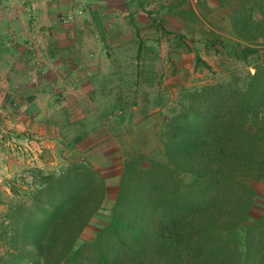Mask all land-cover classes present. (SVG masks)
<instances>
[{"label":"trees","instance_id":"16d2710c","mask_svg":"<svg viewBox=\"0 0 264 264\" xmlns=\"http://www.w3.org/2000/svg\"><path fill=\"white\" fill-rule=\"evenodd\" d=\"M208 1L229 10L224 47L241 61L259 54L264 0ZM254 69L242 86L180 96L161 132L167 163L126 160L110 220L90 243L77 246L106 198L101 174L76 164L44 178L32 206L8 215L14 252L25 255L24 244L44 264H264V214L249 221L254 181H264V60Z\"/></svg>","mask_w":264,"mask_h":264},{"label":"rangeland","instance_id":"374dc122","mask_svg":"<svg viewBox=\"0 0 264 264\" xmlns=\"http://www.w3.org/2000/svg\"><path fill=\"white\" fill-rule=\"evenodd\" d=\"M3 1L0 31L19 26L18 30L31 27L46 33L50 27L45 22L51 15L56 21L52 28L55 32L66 30L69 25L75 30V38H68L72 42L70 48L74 50L69 58L87 76L89 83L84 86L75 80L76 85H73L65 73L55 70V62L61 60L60 39H24L18 44L26 52L35 53L30 58L37 69L30 79H26L28 86L23 94L51 96V102H42V106L52 110L57 127L68 121L65 106L87 112L86 128L95 125L97 111L103 117L111 112L117 116L122 114L111 123V131L116 134L113 141L120 146H113L114 149L106 153V158L110 159H101L100 156L78 159L73 153L71 156L67 153L66 158L64 149L57 146L76 145L82 129L73 126L69 133L54 129L48 142L43 143L56 146L47 150L46 163L43 162L44 153L41 156L37 151L38 157L34 156L27 147L43 140L32 136L22 139L0 119V159L4 158L0 160V264H44L24 244H19V248L25 255L14 252V229L8 219L15 206H32L35 196L43 188L44 178L60 176L76 164L95 168L92 163L97 162L98 169H95L105 180L106 198L80 236L77 246L90 243L110 220L126 160L131 156L145 155L167 163L161 132L173 115L180 96L185 91L199 90L211 84L237 82L242 86L246 78L254 74L259 61L264 60V45L259 47V54L251 55L247 61L236 59L224 47L229 39V10L220 9L208 0H132L129 5H125V0H41V7L26 0ZM17 5L22 8L15 14L18 19H24L27 27L16 24V21H3ZM30 16L36 18L30 21ZM197 57L209 67L198 63ZM40 68H44L43 73ZM64 95L79 96L80 99L74 106V102L64 106ZM80 96H86L92 102H83L86 99ZM15 103L0 104V116L2 110L20 111L21 106ZM14 153L17 156L19 153L23 161L18 159L14 165H7L14 160ZM37 158L42 161L41 165L35 162ZM180 177L186 182L191 180L190 176L183 174ZM253 185L256 201L250 222L264 214V181H254Z\"/></svg>","mask_w":264,"mask_h":264},{"label":"crops","instance_id":"0c3cea01","mask_svg":"<svg viewBox=\"0 0 264 264\" xmlns=\"http://www.w3.org/2000/svg\"><path fill=\"white\" fill-rule=\"evenodd\" d=\"M26 1L31 2V5L33 6L35 5L36 7H41V4L39 3L41 0ZM3 2V0H0V7ZM20 8L22 7L19 6L18 8L17 5L16 9L13 10V6V9L10 10L11 15L7 16V19L4 17L3 21L4 19L8 23H14V21H16V24L19 23L21 26L24 25V27H27L24 19H18L19 16H16L15 14L16 10L20 12ZM35 18V16H33L32 18L30 16L29 20L32 21ZM34 24H36V22H34ZM55 24V18L51 15L48 22L47 20L45 22V25L50 27V30L46 33H42L40 30L38 31L32 29L31 27H28V30L26 29L25 31L22 29L18 30L19 26H15V28H13L12 30L8 29L7 31H0V104H5L8 102L9 104L14 103V105H16L15 102H17L21 106L20 111H17L16 113H13L11 110H2L0 119H2V121L4 120V122L7 123L8 128L13 129L16 134H19L21 136L20 138L22 139L25 138V140H27L28 138H30V136H32L34 138L43 140L44 142L42 141V143L40 144L33 143V146L27 147L32 150L34 156L36 155L38 157V155L36 154L37 151L41 154V156L42 153H44L45 155H43V162L45 163L48 158L47 150L56 146H46V144L43 143L48 142L49 138L52 136V132L54 131V129L57 132L60 130V132L63 133L64 130V133H69L74 127H79L82 129L81 133L78 134L80 136H77L76 138V145L57 146L58 148L62 147V149H64V151L66 152L64 154L66 158L68 155L71 156L73 153L74 155L76 154L75 156L78 159H84V156L87 158H97L100 156V158L102 157L101 159H110L106 158V153L114 149L111 147L120 146L116 145V143L113 141L116 140V138L114 137L116 136V134L111 131V123H114L113 121L117 119L118 116H121L120 114L122 113L117 116L116 114L114 115L111 112L110 114H106L105 117H103V114L101 112L98 113L99 111H97L96 114H94L95 125L92 128H86L87 112H85L84 109L76 111L75 109L77 107H74L75 109H73V107L65 106L67 104H70V102H74V106L80 99L79 96H76V98L73 96L70 97L64 95V112L66 115L65 117L68 118V121L64 123V126L61 125V127H57L52 118V110L50 108L42 106V102H51V96L41 94H37V96L23 94V90L26 88V86H28V82L26 79H30V75H34L33 71L37 70L35 62H31L32 59L30 58L31 55L35 56V53L26 52L18 45L20 41L24 39H30L31 41L35 39H43L46 37L60 39V43L58 45L60 47L59 50L61 51V60L55 62V70L61 71L63 72V74L65 73V75L68 77L67 79H72L71 82L73 85H76L77 83L84 86L85 83H89V81H87V76L85 74L83 75L82 71H80L82 70L79 68L80 66L76 62H73L72 58H69V55H72V51L74 50L73 48H70L72 42L68 40V38H75V30L73 29V27H69V25L68 27L66 26V30L55 32L56 30L54 31L52 29L54 28ZM34 42L37 54L39 55L40 51L38 50V45H36V41ZM10 44H12L13 46L9 47ZM76 46L79 49V45L76 44ZM41 68L40 71L42 72L44 68L42 70ZM75 77H77V79ZM74 80L76 81V83L73 82ZM18 86L19 88L16 89L15 87ZM80 97L86 99L83 100V102H92L90 98H87L86 96ZM81 101L82 100H80V102ZM40 109H42L43 111ZM104 123H106L107 125H105ZM41 144H43L44 146H42ZM13 157L14 160H11V163L7 162V165H14L17 162L16 160L18 159L23 161V159L19 157V153L18 156L17 153H14ZM111 158L114 159L115 156H112ZM0 160L2 161L4 160V158H1ZM35 162H38L37 164L39 165L42 164V161L39 158H37ZM68 162L69 161L66 160V163ZM95 163L92 164L96 169H98V164Z\"/></svg>","mask_w":264,"mask_h":264}]
</instances>
